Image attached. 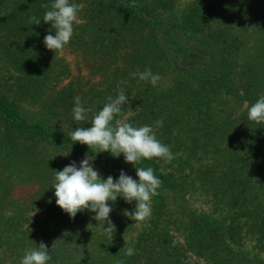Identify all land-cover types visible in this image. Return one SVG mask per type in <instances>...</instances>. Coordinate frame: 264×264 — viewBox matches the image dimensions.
Returning <instances> with one entry per match:
<instances>
[{"label":"trees","instance_id":"obj_1","mask_svg":"<svg viewBox=\"0 0 264 264\" xmlns=\"http://www.w3.org/2000/svg\"><path fill=\"white\" fill-rule=\"evenodd\" d=\"M51 2L0 0V264H20L40 242L48 264H264V123L248 119L264 94V0H71L81 22L63 50L86 70L73 75L44 44ZM146 69L156 86L130 75ZM121 88L128 103L115 120H162L156 136L175 159L136 165L162 181L151 216L133 221L135 201L118 196L109 234L94 212H64L53 186L86 155L105 180H138L123 154L70 137ZM77 96L85 121L73 116Z\"/></svg>","mask_w":264,"mask_h":264},{"label":"clouds","instance_id":"obj_2","mask_svg":"<svg viewBox=\"0 0 264 264\" xmlns=\"http://www.w3.org/2000/svg\"><path fill=\"white\" fill-rule=\"evenodd\" d=\"M41 7L47 9L43 21L50 23L55 30V35L48 34L44 37L45 46L54 53L63 51L72 39L74 25L81 22L78 16L81 6L72 3L71 0H52L50 6L42 3ZM30 22L38 25L40 19L33 16L30 17ZM130 75L133 78L138 77L139 81L150 82L152 86H156L160 80V76L153 74L151 69ZM106 99L107 103L92 117L91 127H78L70 133V137L74 143L79 142L90 149L98 148L99 151L95 153L110 152L113 157L123 154L125 162L135 166L138 180L124 171H121L116 180L112 176L105 180L94 170L92 158L86 155L79 167L72 162L63 170L55 171L56 183L53 188L56 204L70 217L74 218L78 212L87 209L96 213L94 219L97 222L103 224L107 222L108 227L104 228V231L111 234L115 228L109 219L112 211L109 201L115 202L118 196L123 197L128 203L135 201V210L126 211L125 215L135 222H144L151 216L152 198L159 194L157 190L162 186L161 179L154 174L151 167L136 165L142 160L153 158L170 163L175 159V155L170 147L161 143L156 136V130L163 125L162 120H157L155 127L150 125L135 127L127 122V118L117 121L115 117L123 116L122 106L128 103V97L121 88L115 98L109 96ZM74 103L75 107L72 110L74 119L85 121L87 109L82 106L81 98L75 97ZM248 119L264 123V94L248 108ZM173 134H177L175 130ZM160 171L164 173L165 169L161 168ZM134 254L135 250L132 247L125 251V255L129 257ZM50 259L47 246L40 242L38 248L25 252L20 264H48Z\"/></svg>","mask_w":264,"mask_h":264},{"label":"rangeland","instance_id":"obj_3","mask_svg":"<svg viewBox=\"0 0 264 264\" xmlns=\"http://www.w3.org/2000/svg\"><path fill=\"white\" fill-rule=\"evenodd\" d=\"M61 55L69 62L72 75L79 72L86 74V70L83 67L80 56H78L74 51H72L70 48H67L61 51ZM252 244L253 242L251 240L247 241V245H249L248 247L251 248ZM261 256L264 258V252L261 253Z\"/></svg>","mask_w":264,"mask_h":264}]
</instances>
